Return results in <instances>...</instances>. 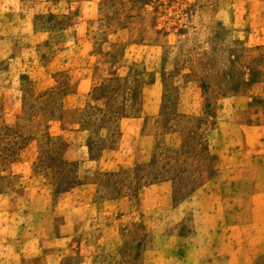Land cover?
<instances>
[{
    "label": "rangeland",
    "instance_id": "374dc122",
    "mask_svg": "<svg viewBox=\"0 0 264 264\" xmlns=\"http://www.w3.org/2000/svg\"><path fill=\"white\" fill-rule=\"evenodd\" d=\"M256 185L264 0H0V264H264Z\"/></svg>",
    "mask_w": 264,
    "mask_h": 264
},
{
    "label": "crops",
    "instance_id": "0c3cea01",
    "mask_svg": "<svg viewBox=\"0 0 264 264\" xmlns=\"http://www.w3.org/2000/svg\"><path fill=\"white\" fill-rule=\"evenodd\" d=\"M257 129H258V127H254V126L253 127H251V126L241 127V140L243 141L244 146L250 145L248 143V142H250V139H251L250 134L252 131H254L253 133H256L255 131H257ZM254 139L256 141H260L257 137ZM248 150H250V149H246V147H243V151L240 152L238 157H241L242 161H245L249 157L251 158L254 155H258L261 153L260 151H254V150L251 151V153H250V151H248ZM245 165H246L245 163L240 164V166L242 168L239 167V171H242L245 168ZM238 181H240V180H238ZM238 181H237V184H238ZM239 184H240L239 187L241 189H244L245 183L239 182ZM248 187H250V186L248 185ZM256 189H257V185H256ZM243 196H245L244 193H243ZM248 196H250V198H248L249 199L248 202L246 203L244 201V203L241 206L242 208L238 207V210L239 209L241 210L240 214L242 215V216H236V217H239L238 218L239 224H241V223L244 224L246 221V218L251 221L254 218H258V216L264 217V209L262 208V206H264V186L260 187V189H257L256 191H254V193H252V195L250 194ZM241 198H243V197L241 196ZM251 202H253L254 208L251 206ZM248 205L251 208L252 216L246 215L247 209L245 208V206H248ZM209 217L211 218V221L214 223V225L210 228L212 230V232L210 234H211V236L214 237V243L213 244L218 246V247L223 246V242H222L223 239H222V234L220 232L219 222L221 221V224H225L227 226H231L233 223L231 224L230 222H227V220H229V216H209ZM195 235H196V237H199V236L204 235V233L200 234L199 232H197V234H195Z\"/></svg>",
    "mask_w": 264,
    "mask_h": 264
}]
</instances>
